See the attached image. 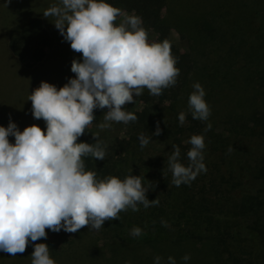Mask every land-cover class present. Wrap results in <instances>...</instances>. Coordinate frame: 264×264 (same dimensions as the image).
Returning a JSON list of instances; mask_svg holds the SVG:
<instances>
[{
  "label": "clouds",
  "instance_id": "obj_1",
  "mask_svg": "<svg viewBox=\"0 0 264 264\" xmlns=\"http://www.w3.org/2000/svg\"><path fill=\"white\" fill-rule=\"evenodd\" d=\"M120 14L121 9L105 0H59L43 13L45 18H55L53 24L71 49L82 54V61L72 60L75 78L63 87L41 82L29 95L32 115L45 121L46 131L35 124L20 131L11 118L7 127L0 126V251L16 256L25 252L29 241L46 239V229L75 233L88 226L89 231H98L105 221L119 219L118 214L128 208L135 212L140 204L144 208L159 205L158 197L147 198L148 188L154 185L145 186L144 177L129 174L123 180L115 176L98 179L95 172L85 170L83 156L91 154L98 160L106 156L98 134H93L94 144L77 142L95 120L94 109L107 108L105 121H136L137 116L123 107L134 102L133 94L139 97L147 88L159 96L179 76L170 42L149 43L142 19L136 15L126 16L117 26L114 22ZM192 87L188 100L192 118L207 121L210 108L205 90L198 82ZM185 119L186 113L180 112L181 125ZM110 126L98 125L101 129ZM211 127L207 124L205 131ZM160 133L158 122L154 135ZM138 139L141 148L151 140L143 133ZM188 143L187 166L179 162L178 145H172L168 157L172 183L177 187L207 171L203 135L191 136ZM161 223L167 226L166 221ZM130 234L139 237L143 231L134 226ZM49 250L45 243L35 244L32 264H56ZM182 259L188 261L190 255ZM161 260L156 256L154 264ZM168 264H176L175 259L169 256Z\"/></svg>",
  "mask_w": 264,
  "mask_h": 264
},
{
  "label": "trees",
  "instance_id": "obj_2",
  "mask_svg": "<svg viewBox=\"0 0 264 264\" xmlns=\"http://www.w3.org/2000/svg\"><path fill=\"white\" fill-rule=\"evenodd\" d=\"M105 2L121 9V13L140 17L147 34L158 31L162 41L167 39L170 42V28L162 15L164 0ZM196 25L201 34L212 37L215 31L212 22H197ZM7 35L10 51L27 68L42 63L52 43L43 21L34 15L11 24ZM170 44L171 54L177 60L175 66L180 69L176 84L162 89L159 96L151 95L147 88L143 89L138 97L142 109L132 112L137 120L127 123L125 138L106 147L104 160L95 159L91 154L82 157L85 170L95 172L98 179L115 176L123 180L129 174L144 177L142 183L145 186L149 182L154 185L148 188L147 198L151 201L158 197L159 205L144 208L140 204L139 211L135 212L128 208L118 214L119 219L105 221L98 231H89V227L85 226L72 233L71 240L57 249L45 238L29 241L23 258L5 252L0 255V264H32L31 254L35 244L39 243L49 246L50 258L56 264H125L129 259H133L135 264H154V258L170 253L173 245L216 240L212 232L220 230L223 219L217 216L224 213V217L234 219L237 225L244 223L249 230L258 233L264 244V115L253 113L245 118V114H235L225 117L218 124H211V129L205 131L208 122L193 119L190 112L183 110L184 96L188 93L195 69L193 59L190 53H182ZM233 56L240 60L236 53ZM227 59L230 65L226 66L223 79L230 77L231 59L236 58ZM217 78L216 73L214 79ZM241 102L240 99L239 105ZM101 110L94 109V128L87 136H80L78 143H95L93 134L97 133L101 123ZM182 111L186 113L183 125L178 120ZM158 122L161 133L157 136L154 133ZM141 133L151 138L143 148L138 139ZM193 135L204 137L202 151L207 171L197 174L189 184L177 187L172 183L168 157L172 154V145H178L181 153L179 162L187 166V152L191 148L188 141ZM251 139L258 141L260 151L255 155L245 149V140ZM161 144L166 147L163 156L161 153L153 154V146ZM230 146L233 149L231 152ZM144 152L149 157H144ZM247 160L249 162L245 164ZM245 170L257 185L253 194L245 193ZM224 219L226 222L227 218ZM162 220L167 222V226L162 225ZM134 226L142 229L141 236L130 234ZM46 233L49 236L60 231L46 229ZM87 237L89 241L85 240Z\"/></svg>",
  "mask_w": 264,
  "mask_h": 264
},
{
  "label": "rangeland",
  "instance_id": "obj_3",
  "mask_svg": "<svg viewBox=\"0 0 264 264\" xmlns=\"http://www.w3.org/2000/svg\"><path fill=\"white\" fill-rule=\"evenodd\" d=\"M57 3L59 0H0V126L7 127L11 118L20 131L33 124L46 131L45 121L32 115L29 95L41 82L54 84L59 89L70 78H75L71 63L73 59L82 61V54L72 50L70 43L64 40L52 22L54 17L43 16L51 5ZM30 15L39 17L52 37L47 57L33 68L25 67L12 54L7 35L11 24ZM162 15L170 28V42L180 52L190 53L195 66L188 93L184 96V111L190 112L189 96L194 91L193 84L198 82L205 90L204 99L210 108L206 122L218 124L235 114H245V118L253 113L264 115V0H164ZM126 16L128 14L122 12L116 25ZM205 21L212 22L215 28L210 38L201 34L196 25ZM148 42H162L160 33H148ZM234 53L240 60L237 61ZM228 57L236 59H231L230 77L223 79L222 74L230 65ZM216 73L218 78L214 79ZM133 101L124 105V109L131 113L139 112L142 107L135 94ZM106 111L107 108L101 110L100 121L111 126L98 127L94 134H98L99 140L107 147L125 138L127 124L105 121ZM92 128L93 122L82 136H87ZM9 141L14 143L15 138L10 136ZM153 147V154L161 153L163 156L166 150L163 144ZM245 149L254 155L259 153L258 141L245 140ZM144 157H149V154L144 152ZM256 190L257 185L245 170V193L253 194ZM224 214L217 216L223 219L220 230L212 232L216 240L173 245L170 253L160 255L161 264H168L169 256L175 259L176 264H264V244L258 233L249 230L244 223L237 225L234 219L224 217ZM224 218H227L226 222ZM71 238L72 233L62 229L59 234L47 236L46 240L57 249ZM85 240L90 239L87 237ZM3 253L0 251V255ZM186 254L190 255L188 261L182 259ZM16 256L24 257L23 253ZM128 261L135 264L133 259Z\"/></svg>",
  "mask_w": 264,
  "mask_h": 264
}]
</instances>
